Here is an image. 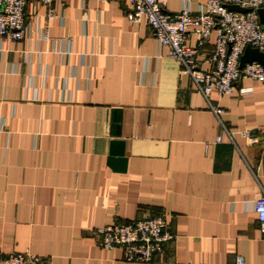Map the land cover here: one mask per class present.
Returning <instances> with one entry per match:
<instances>
[{
  "label": "crops",
  "instance_id": "obj_1",
  "mask_svg": "<svg viewBox=\"0 0 264 264\" xmlns=\"http://www.w3.org/2000/svg\"><path fill=\"white\" fill-rule=\"evenodd\" d=\"M183 5L204 10V0H166L163 11ZM128 8L27 0L23 37H0V256L264 264L251 210L264 197V85L240 77L206 101ZM215 33L196 47L199 70L212 67ZM154 216L172 239L149 262L96 245L94 229Z\"/></svg>",
  "mask_w": 264,
  "mask_h": 264
},
{
  "label": "built area",
  "instance_id": "obj_2",
  "mask_svg": "<svg viewBox=\"0 0 264 264\" xmlns=\"http://www.w3.org/2000/svg\"><path fill=\"white\" fill-rule=\"evenodd\" d=\"M27 0H0V37L16 41L24 35V6ZM46 8L51 3L62 4L65 0H35ZM126 18L137 23L143 20L149 26L156 43L165 49L169 58L176 60L179 72L186 74L194 89L207 101L209 94L226 95L232 92L236 80L250 78L264 85V67L251 61L238 68V59L248 45L264 52V27H260L256 14L263 0H204V10L191 14L187 6H181L175 14L163 11L166 0H127ZM235 4L246 8L245 12L228 10L225 5ZM49 18L54 14L47 12ZM215 28L209 70L196 68V47ZM191 32L197 37L195 46L186 42ZM249 90V89H247ZM246 89H240L244 93ZM208 104V103H207ZM219 120V107L208 104ZM251 210L258 222V231L264 235V197L254 201ZM162 216L138 219L127 224H112L94 229L96 245L103 250L117 249L128 263H147L160 252L161 247L172 239L164 231ZM0 264H42L41 259L27 251L0 256ZM235 264H242L237 258Z\"/></svg>",
  "mask_w": 264,
  "mask_h": 264
},
{
  "label": "water",
  "instance_id": "obj_3",
  "mask_svg": "<svg viewBox=\"0 0 264 264\" xmlns=\"http://www.w3.org/2000/svg\"><path fill=\"white\" fill-rule=\"evenodd\" d=\"M225 8L228 10L239 11V12H245L247 10L246 8L239 7L235 4L225 5ZM256 14L260 27H264V8L263 7L257 8ZM251 61H256L262 64L264 67V52H260L256 48H252L246 45L243 48L241 55L239 56L238 68H241L245 63H249Z\"/></svg>",
  "mask_w": 264,
  "mask_h": 264
}]
</instances>
